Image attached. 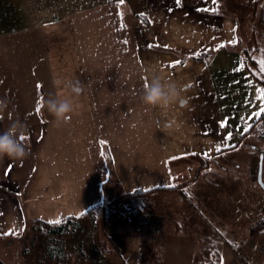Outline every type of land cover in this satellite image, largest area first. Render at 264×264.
<instances>
[{
	"label": "crops",
	"instance_id": "crops-1",
	"mask_svg": "<svg viewBox=\"0 0 264 264\" xmlns=\"http://www.w3.org/2000/svg\"><path fill=\"white\" fill-rule=\"evenodd\" d=\"M96 52L119 55L99 59ZM201 54L207 55L197 59ZM261 61L264 0H0V99L9 101L0 131L20 119L30 148L22 161L0 160V264H15L10 243L38 229L33 222L82 219L136 189L186 187L209 159L220 162L264 106V86L253 76H264ZM153 76L177 83L175 102H142ZM49 97L72 102L68 122L48 112ZM201 210L194 211L207 228ZM190 229L174 228L145 262L197 264L206 241ZM114 232L119 242L102 241L107 254L111 245L120 264H142L140 236ZM230 232L212 233L211 258L264 264L263 233ZM78 233L76 227L64 236V264L80 263ZM39 234L41 263L55 264L44 244L52 233Z\"/></svg>",
	"mask_w": 264,
	"mask_h": 264
},
{
	"label": "rangeland",
	"instance_id": "rangeland-1",
	"mask_svg": "<svg viewBox=\"0 0 264 264\" xmlns=\"http://www.w3.org/2000/svg\"><path fill=\"white\" fill-rule=\"evenodd\" d=\"M95 55L99 59L104 55V58L113 60L118 59L119 53L96 52ZM240 143L239 147L230 148L229 152H227L229 149L224 150L220 162L214 163L215 159H209L197 173L196 178L185 187L186 197L176 190L156 193L149 198L142 212L137 214L138 216H131L127 222L122 217L124 212L119 211L121 215L114 212L104 217L101 209L96 210L95 230L90 226L89 217L80 219L84 229L78 233V239L85 244L87 257L96 264H120L111 245L109 254L105 256L100 255L95 249V246L102 244L103 232H106L111 241L119 242L114 231L137 234L140 229L138 236L142 240L140 252L142 264H148L145 261L150 253H158L163 238L172 233L174 228L183 232L191 228L192 233L196 235L200 233L202 240L209 241L214 238L212 233L218 228L222 233L228 234L231 230L239 235L249 233L248 229L263 215L264 209V191L257 182L259 155L264 149V127L251 132ZM262 180L264 183V159ZM234 191L238 192L237 197L233 195L231 198L229 195ZM195 208L203 209L200 211L201 216L210 222L207 228L206 226L200 228V222L204 221V218L194 211ZM135 226L139 227L138 231L132 229ZM261 233L264 234V229L257 236ZM39 235L37 229L31 228L30 231L21 233V236L16 238L17 241L13 239L10 250L12 249L15 264H43L40 260L42 242ZM150 246L154 249H146ZM259 246H264V239ZM130 253L131 250H128L129 255ZM79 264L91 263L86 261Z\"/></svg>",
	"mask_w": 264,
	"mask_h": 264
},
{
	"label": "trees",
	"instance_id": "trees-1",
	"mask_svg": "<svg viewBox=\"0 0 264 264\" xmlns=\"http://www.w3.org/2000/svg\"><path fill=\"white\" fill-rule=\"evenodd\" d=\"M207 55V54H206ZM206 55L201 54L199 56H196L197 59H203L206 57ZM244 59L248 65L255 66L254 61L251 58V55L249 53L244 52ZM253 76L258 80L263 86H264V76H257L256 74H253ZM264 127V113H262L257 119L251 124L250 128L244 135L241 137L240 140H242L245 136L249 135L251 132H255V130ZM225 150V149H224ZM223 151V150H222ZM264 156V149L260 152ZM264 159V158H263ZM180 191L181 195L183 197H186V190H185V185H179L176 187H156L152 188L149 190H143V189H136L130 193H121L114 198H112L109 201H104L100 206L99 209H101L102 214L105 216L112 214L114 212H119L121 211L124 212L122 217L126 220V222L129 220L131 216H138L137 214H140L142 210L144 209L145 205H147L148 200L150 197H152L156 193L160 192H169V191ZM95 209H90L88 213H86V217H89L90 219V226L92 228H96V221H95ZM119 212L118 215H121ZM80 217H67L62 219L59 223L55 224V226H52L50 224L46 223H40L39 221L33 222L34 224L37 225V230L39 229L43 230V228H47L49 230V233H52V237L46 238L44 241L45 247H47V253L51 257L52 260H55V264H64V262L60 261V258L63 255V250L65 248V239L64 236L66 234H69L70 232H74L75 228L77 227L79 230V233L83 231V227L80 224ZM69 226H71V231L69 230ZM132 227V226H131ZM139 229V227L137 226ZM136 226L133 227V230H137ZM264 229V209H263V215L257 219L255 224L249 228V234L251 236H255L259 234L262 230ZM132 231V230H130ZM138 231V230H137ZM140 229L137 234H139ZM104 234V242L107 243L108 241V235L106 232H103ZM197 236V235H196ZM199 241H203L199 236H198ZM206 241V244L203 245V247L200 249L198 253L199 261L197 264H218L217 260L214 258H211V255L214 256L216 251H213V247L211 246V243H209V239H204ZM203 241V242H204ZM107 246L106 244H99L98 246H95V249L97 252L105 256L107 254L108 249H106ZM148 249H154L153 247H147ZM78 250L81 253V259L80 262H86L85 258V253L82 251V242L80 241L78 244ZM151 251V250H150ZM88 261V260H87ZM91 264H96V262H91Z\"/></svg>",
	"mask_w": 264,
	"mask_h": 264
},
{
	"label": "clouds",
	"instance_id": "clouds-1",
	"mask_svg": "<svg viewBox=\"0 0 264 264\" xmlns=\"http://www.w3.org/2000/svg\"><path fill=\"white\" fill-rule=\"evenodd\" d=\"M141 100L149 106L169 105L178 98L180 88L177 83L171 80L162 79L160 76H153L146 82L142 89ZM48 112L55 119L68 122L70 113L73 112V104L69 99L49 97L45 102ZM9 101L0 99V112L7 109ZM11 119V114H9ZM28 135L27 125L20 119L12 120L9 126L0 131V160L7 157L11 160H23L30 155V148L25 143Z\"/></svg>",
	"mask_w": 264,
	"mask_h": 264
},
{
	"label": "snow or ice",
	"instance_id": "snow-or-ice-1",
	"mask_svg": "<svg viewBox=\"0 0 264 264\" xmlns=\"http://www.w3.org/2000/svg\"><path fill=\"white\" fill-rule=\"evenodd\" d=\"M124 2V0H120V3H123ZM213 2L215 3V0H213ZM176 3L177 4H179L180 3V0H176ZM122 15V14H121ZM140 15H144V13H141ZM122 27H123V25H122ZM125 43H127V41H125ZM149 47H151V45H149ZM176 63H180L179 61H177ZM261 65H262V67H261V71L262 72H264V61H261ZM39 87V86H38ZM258 92H259V96H258V99L259 100H261L262 101V103H264V89H260V90H258ZM39 111V108H37V112ZM262 113H264V106H262L261 108H260V110L258 111V112H256L254 115L256 116V117H259ZM226 121L225 122H222L221 124H220V127H225L226 126ZM229 139L231 138V134H229V137H228ZM218 151H219V149H217ZM207 155V154H206ZM49 223H59V221H55V222H53V221H49Z\"/></svg>",
	"mask_w": 264,
	"mask_h": 264
},
{
	"label": "water",
	"instance_id": "water-1",
	"mask_svg": "<svg viewBox=\"0 0 264 264\" xmlns=\"http://www.w3.org/2000/svg\"><path fill=\"white\" fill-rule=\"evenodd\" d=\"M262 171H263V154L260 153L258 161V170H257V182L261 189L264 191V183L262 180Z\"/></svg>",
	"mask_w": 264,
	"mask_h": 264
},
{
	"label": "built area",
	"instance_id": "built-area-1",
	"mask_svg": "<svg viewBox=\"0 0 264 264\" xmlns=\"http://www.w3.org/2000/svg\"><path fill=\"white\" fill-rule=\"evenodd\" d=\"M258 250L260 253L264 255V246H259Z\"/></svg>",
	"mask_w": 264,
	"mask_h": 264
}]
</instances>
